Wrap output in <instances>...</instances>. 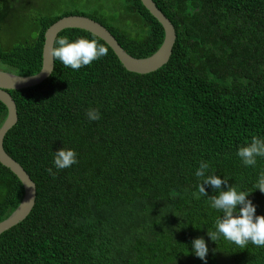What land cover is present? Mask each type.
Returning a JSON list of instances; mask_svg holds the SVG:
<instances>
[{"label":"trees","instance_id":"obj_1","mask_svg":"<svg viewBox=\"0 0 264 264\" xmlns=\"http://www.w3.org/2000/svg\"><path fill=\"white\" fill-rule=\"evenodd\" d=\"M153 1L176 32L159 69L130 72L102 39L67 28L55 42L95 39L107 54L79 70L54 59L41 83L8 90L17 121L3 146L34 181L36 198L0 234V264H204L187 253L200 236L207 264H264L262 247L209 240L217 192L206 185L201 196L194 175L207 161L229 186L253 190L249 199L264 215V193L254 190L264 157L245 166L236 155L264 138V0ZM73 14L101 23L134 57L163 40L140 0H0V70L37 73L45 30ZM90 108L98 120L87 118ZM6 113L0 101V125ZM61 147L73 148L77 163L58 170ZM22 196V183L0 163V221Z\"/></svg>","mask_w":264,"mask_h":264},{"label":"clouds","instance_id":"obj_2","mask_svg":"<svg viewBox=\"0 0 264 264\" xmlns=\"http://www.w3.org/2000/svg\"><path fill=\"white\" fill-rule=\"evenodd\" d=\"M55 43L58 46L50 49V55L72 70L90 65L107 54V49L98 45L95 39L80 37L70 40L64 36ZM86 116L94 121L100 118V113L97 109L90 108ZM236 155L245 166H255L257 158L264 157V138L252 137L250 142L238 147ZM75 163H77V153L73 148L61 147L55 150L53 165L56 169L69 168ZM209 168L207 161H201L194 173L200 181L198 192L201 196H208L206 185L217 192L209 198V206L220 213L215 220L214 230L207 231L209 240L216 243L223 238L242 249L249 243L264 248V215L256 213V205L249 199V194L253 190L245 191L229 186L226 178L210 173ZM47 171L55 175L52 168H48ZM255 189L264 193V174L258 176ZM188 252L207 264L209 248L204 237L193 238L190 249L187 247Z\"/></svg>","mask_w":264,"mask_h":264},{"label":"water","instance_id":"obj_3","mask_svg":"<svg viewBox=\"0 0 264 264\" xmlns=\"http://www.w3.org/2000/svg\"><path fill=\"white\" fill-rule=\"evenodd\" d=\"M150 14L161 24L164 32L160 46L146 57H134L126 52L112 33L101 23L84 15H66L52 23L44 32L42 62L40 70L31 75H20L0 70V101L6 106L7 113L0 125V163L9 168L23 186V196L16 208L0 221V234L23 221L31 212L36 198V185L25 169L4 149L3 139L6 132L17 121L16 104L8 90H18L35 86L45 80L54 68V58L50 55L58 33L67 28L86 30L102 39L114 52L124 68L130 72L146 74L166 64L171 56L176 40L172 22L156 6L153 0H140Z\"/></svg>","mask_w":264,"mask_h":264},{"label":"rangeland","instance_id":"obj_4","mask_svg":"<svg viewBox=\"0 0 264 264\" xmlns=\"http://www.w3.org/2000/svg\"><path fill=\"white\" fill-rule=\"evenodd\" d=\"M30 2H33L34 0H29Z\"/></svg>","mask_w":264,"mask_h":264}]
</instances>
